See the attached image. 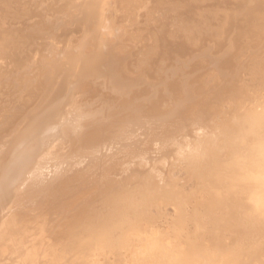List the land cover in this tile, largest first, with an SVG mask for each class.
Wrapping results in <instances>:
<instances>
[{
  "label": "bare ground",
  "instance_id": "bare-ground-1",
  "mask_svg": "<svg viewBox=\"0 0 264 264\" xmlns=\"http://www.w3.org/2000/svg\"><path fill=\"white\" fill-rule=\"evenodd\" d=\"M0 264H264V0H0Z\"/></svg>",
  "mask_w": 264,
  "mask_h": 264
},
{
  "label": "rangeland",
  "instance_id": "rangeland-1",
  "mask_svg": "<svg viewBox=\"0 0 264 264\" xmlns=\"http://www.w3.org/2000/svg\"><path fill=\"white\" fill-rule=\"evenodd\" d=\"M40 4V3H39ZM42 5V4H41Z\"/></svg>",
  "mask_w": 264,
  "mask_h": 264
}]
</instances>
